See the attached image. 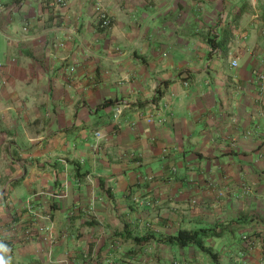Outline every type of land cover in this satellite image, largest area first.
<instances>
[{
    "label": "crops",
    "instance_id": "obj_1",
    "mask_svg": "<svg viewBox=\"0 0 264 264\" xmlns=\"http://www.w3.org/2000/svg\"><path fill=\"white\" fill-rule=\"evenodd\" d=\"M0 4L9 264H213L163 238L214 225L217 264H264V0Z\"/></svg>",
    "mask_w": 264,
    "mask_h": 264
},
{
    "label": "trees",
    "instance_id": "obj_2",
    "mask_svg": "<svg viewBox=\"0 0 264 264\" xmlns=\"http://www.w3.org/2000/svg\"><path fill=\"white\" fill-rule=\"evenodd\" d=\"M236 20L237 17H234L227 22L221 23V29L219 31L215 30L212 37H209L207 35L205 36V43L210 47V52H213L216 49L220 50V46H225L230 41V39L233 37V31L236 27ZM163 85L167 86V83H163ZM161 98L162 95L157 90L156 95L153 97L150 103L156 105ZM116 104V101L107 100L100 106V108L106 109ZM145 105L146 103L139 104V106L141 107H144ZM226 228L227 225H223L221 227H219V225H214L209 227H202L195 230H180L175 236L171 235L163 238V242L167 245H175L181 249L187 247H195L205 257H207V259L210 260L211 263L217 264L219 256L216 253H213L210 247L205 246L204 240L209 238H221ZM132 241L139 244L149 241V238L134 237L132 238Z\"/></svg>",
    "mask_w": 264,
    "mask_h": 264
},
{
    "label": "built area",
    "instance_id": "obj_3",
    "mask_svg": "<svg viewBox=\"0 0 264 264\" xmlns=\"http://www.w3.org/2000/svg\"><path fill=\"white\" fill-rule=\"evenodd\" d=\"M46 2L50 7H55V6L63 7L66 4V0H46ZM0 10H3V6L1 4H0ZM94 12L96 14L98 28L101 30L109 29L111 26V17L109 16L106 9H104L103 6H101L99 3H96L94 6ZM234 64L235 63H233L232 65L234 66ZM121 109L122 108H117V112L120 113ZM46 219H48V217H46ZM48 238L49 241L52 243L53 242L52 235H49Z\"/></svg>",
    "mask_w": 264,
    "mask_h": 264
},
{
    "label": "clouds",
    "instance_id": "obj_4",
    "mask_svg": "<svg viewBox=\"0 0 264 264\" xmlns=\"http://www.w3.org/2000/svg\"><path fill=\"white\" fill-rule=\"evenodd\" d=\"M9 249L6 245L0 243V264H9V261L5 259L4 255L2 253H7Z\"/></svg>",
    "mask_w": 264,
    "mask_h": 264
},
{
    "label": "rangeland",
    "instance_id": "obj_5",
    "mask_svg": "<svg viewBox=\"0 0 264 264\" xmlns=\"http://www.w3.org/2000/svg\"><path fill=\"white\" fill-rule=\"evenodd\" d=\"M112 22V21H111ZM26 193V192H25ZM30 205H28V207H29ZM28 209V208H27ZM22 212V211H21ZM24 260H26V259H24L23 257H21L20 258V263L21 264H26V262L24 261Z\"/></svg>",
    "mask_w": 264,
    "mask_h": 264
}]
</instances>
